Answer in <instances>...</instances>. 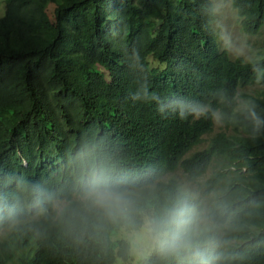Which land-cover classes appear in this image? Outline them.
<instances>
[{
  "label": "trees",
  "instance_id": "1",
  "mask_svg": "<svg viewBox=\"0 0 264 264\" xmlns=\"http://www.w3.org/2000/svg\"><path fill=\"white\" fill-rule=\"evenodd\" d=\"M232 5L245 33L264 28V0ZM0 11V264L129 261L128 241L112 240L122 227L81 198L97 171L145 214L204 209L206 259L264 264V124L247 113L264 120V54L222 47L212 0H0ZM145 90L161 103L133 99ZM181 97L209 111L180 119L166 105ZM141 264L197 262L153 249Z\"/></svg>",
  "mask_w": 264,
  "mask_h": 264
},
{
  "label": "clouds",
  "instance_id": "2",
  "mask_svg": "<svg viewBox=\"0 0 264 264\" xmlns=\"http://www.w3.org/2000/svg\"><path fill=\"white\" fill-rule=\"evenodd\" d=\"M218 39L221 43L220 37ZM133 99L145 101L151 99L153 103H161L160 97H149L146 90L138 92ZM166 107L175 112L180 119H185L189 115L199 118L209 111L208 105L187 97L171 99ZM247 113L257 126L264 124V120H261L256 113L254 105L247 108ZM213 116L219 118L215 112ZM32 194L37 197L45 195L38 185H32ZM81 198L102 213L108 221L120 225L122 230L126 231L131 248L130 258L131 250L135 253L145 243H149L154 249L168 256L177 258L190 256L197 264H215L211 257L205 258L203 251L205 238L215 227L214 221L197 205L182 202L165 210L159 217L145 214L136 206L133 193L119 182L110 179L103 171L94 172L85 181ZM9 211L11 212L12 209L9 208ZM137 216L140 217L139 220Z\"/></svg>",
  "mask_w": 264,
  "mask_h": 264
},
{
  "label": "rangeland",
  "instance_id": "3",
  "mask_svg": "<svg viewBox=\"0 0 264 264\" xmlns=\"http://www.w3.org/2000/svg\"><path fill=\"white\" fill-rule=\"evenodd\" d=\"M215 6L216 21L215 28L219 32L222 47L228 50L230 55L235 58L238 56L244 57L246 60L253 58H259L264 54V28L256 35H250L245 33L241 29L238 14L236 9L232 5V0H212ZM2 11H0V16ZM51 15V12L49 11ZM263 85L257 84L248 86L241 90V92H254ZM217 124V123H216ZM218 130V126H216ZM199 182H194L193 185H199ZM204 195L201 196L203 200ZM210 196H208V199ZM126 240V231L120 230L113 236V240ZM153 247L149 243H145L135 253L131 250V258L127 262H123L121 259H117L115 264H141L142 260L149 256L153 251Z\"/></svg>",
  "mask_w": 264,
  "mask_h": 264
},
{
  "label": "bare ground",
  "instance_id": "4",
  "mask_svg": "<svg viewBox=\"0 0 264 264\" xmlns=\"http://www.w3.org/2000/svg\"><path fill=\"white\" fill-rule=\"evenodd\" d=\"M178 174L180 175V176H182L183 177V179H184V181L186 180V177H185V175H183V174H181V173H179L178 172ZM201 193H199V195H200Z\"/></svg>",
  "mask_w": 264,
  "mask_h": 264
}]
</instances>
